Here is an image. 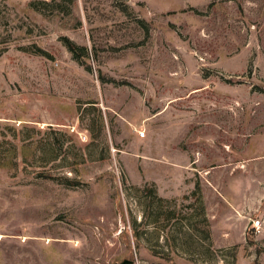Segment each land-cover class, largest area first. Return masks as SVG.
Masks as SVG:
<instances>
[{"label":"rangeland","instance_id":"obj_1","mask_svg":"<svg viewBox=\"0 0 264 264\" xmlns=\"http://www.w3.org/2000/svg\"><path fill=\"white\" fill-rule=\"evenodd\" d=\"M0 35V264H264V0H0Z\"/></svg>","mask_w":264,"mask_h":264},{"label":"trees","instance_id":"obj_2","mask_svg":"<svg viewBox=\"0 0 264 264\" xmlns=\"http://www.w3.org/2000/svg\"><path fill=\"white\" fill-rule=\"evenodd\" d=\"M0 37H1V35H0ZM2 43V41H0V44ZM70 49L73 51V52H75V53H77V54H79V48L78 47H76V45L75 44H73V43H70ZM5 51V48H1L0 47V56L3 54V52Z\"/></svg>","mask_w":264,"mask_h":264},{"label":"built area","instance_id":"obj_3","mask_svg":"<svg viewBox=\"0 0 264 264\" xmlns=\"http://www.w3.org/2000/svg\"><path fill=\"white\" fill-rule=\"evenodd\" d=\"M141 134H142V136H145L144 132H142ZM254 227L256 229H260L261 228V220H254Z\"/></svg>","mask_w":264,"mask_h":264},{"label":"water","instance_id":"obj_4","mask_svg":"<svg viewBox=\"0 0 264 264\" xmlns=\"http://www.w3.org/2000/svg\"><path fill=\"white\" fill-rule=\"evenodd\" d=\"M115 264H134V261L131 259H125L121 263H115Z\"/></svg>","mask_w":264,"mask_h":264}]
</instances>
